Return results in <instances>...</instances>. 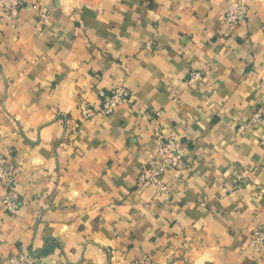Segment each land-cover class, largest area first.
<instances>
[{
  "label": "crops",
  "instance_id": "obj_1",
  "mask_svg": "<svg viewBox=\"0 0 264 264\" xmlns=\"http://www.w3.org/2000/svg\"><path fill=\"white\" fill-rule=\"evenodd\" d=\"M231 1L24 0L14 26L0 11V152L20 202L6 212L0 186V264H264L251 246L264 229V0L235 27ZM121 84L129 104L84 120V102L99 109ZM145 114L186 153L165 195L137 182L156 146Z\"/></svg>",
  "mask_w": 264,
  "mask_h": 264
},
{
  "label": "built area",
  "instance_id": "obj_2",
  "mask_svg": "<svg viewBox=\"0 0 264 264\" xmlns=\"http://www.w3.org/2000/svg\"><path fill=\"white\" fill-rule=\"evenodd\" d=\"M248 0H232L226 7L222 20L229 27L239 24L246 25L249 18ZM24 4V0H0V11L3 12V19L12 26ZM41 17L46 20L47 10H42ZM202 79L199 70L190 72L188 84L194 85ZM100 108L96 109L87 102L82 105V116L85 119L93 118L97 114L113 116L121 105L129 104L133 94L126 84L116 86L110 92L101 90L99 92ZM263 109H259L255 120H261ZM156 117L160 113L155 114ZM144 117L156 125V146L152 158V164L143 166L138 174L137 182L140 188H152L160 194H168L171 190V183L168 173L170 170L186 168V153L180 141L174 136H166L158 127V119L150 114ZM0 186L5 193L2 199L3 207L10 214H19L20 202L18 200L17 175L10 161V156L0 152ZM251 246L261 252L264 249V229L256 228L252 234ZM6 264H44L35 255L29 253H18L9 255ZM137 264H153L149 256H143Z\"/></svg>",
  "mask_w": 264,
  "mask_h": 264
}]
</instances>
